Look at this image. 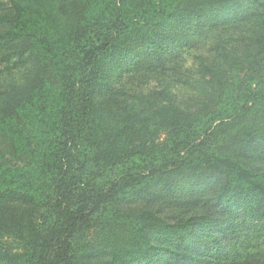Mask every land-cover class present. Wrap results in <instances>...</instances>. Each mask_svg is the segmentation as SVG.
Instances as JSON below:
<instances>
[{
	"label": "trees",
	"instance_id": "16d2710c",
	"mask_svg": "<svg viewBox=\"0 0 264 264\" xmlns=\"http://www.w3.org/2000/svg\"><path fill=\"white\" fill-rule=\"evenodd\" d=\"M234 23L195 108H114L113 66ZM4 50L33 75L0 91V264H264V0H0ZM176 180L218 211L119 206Z\"/></svg>",
	"mask_w": 264,
	"mask_h": 264
},
{
	"label": "rangeland",
	"instance_id": "374dc122",
	"mask_svg": "<svg viewBox=\"0 0 264 264\" xmlns=\"http://www.w3.org/2000/svg\"><path fill=\"white\" fill-rule=\"evenodd\" d=\"M4 1V0H1ZM239 24H232L228 28L218 27L207 31L203 39H194L180 51L176 46H171L162 61L138 59L123 65L113 66L110 69L108 80L112 86L111 97L114 98V108L120 114L140 112L142 109L154 107L157 102L164 100L166 103V90H169L177 99L179 105L185 109H193L200 102L198 95L203 94L209 76L204 74V66L219 68L221 62L214 60L216 49L224 42L231 41L236 46H241ZM196 31H189V38H193ZM142 63H145L143 67ZM33 75V66L25 60L13 55L6 50L0 52V91L9 90L14 86L22 85ZM117 105V106H116ZM114 110V109H113ZM172 189L178 195L171 198L167 190L156 188L153 194L136 202L120 203L122 210L154 209L170 221L193 213L194 205L204 212L218 211L211 204H192L191 196L186 195L189 187L180 180L171 183ZM215 189H213L214 191ZM162 193V198L159 196ZM219 212H222L219 210ZM251 239V249L261 246L263 238ZM147 264V263H140Z\"/></svg>",
	"mask_w": 264,
	"mask_h": 264
},
{
	"label": "snow or ice",
	"instance_id": "6c2138e0",
	"mask_svg": "<svg viewBox=\"0 0 264 264\" xmlns=\"http://www.w3.org/2000/svg\"><path fill=\"white\" fill-rule=\"evenodd\" d=\"M245 3H251V0H245Z\"/></svg>",
	"mask_w": 264,
	"mask_h": 264
}]
</instances>
